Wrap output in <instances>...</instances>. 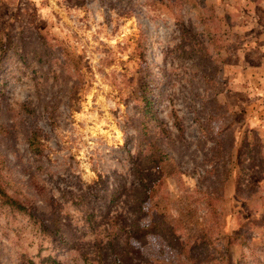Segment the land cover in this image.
Here are the masks:
<instances>
[{"label": "rangeland", "instance_id": "1", "mask_svg": "<svg viewBox=\"0 0 264 264\" xmlns=\"http://www.w3.org/2000/svg\"><path fill=\"white\" fill-rule=\"evenodd\" d=\"M0 183V264H264V0H0Z\"/></svg>", "mask_w": 264, "mask_h": 264}, {"label": "trees", "instance_id": "2", "mask_svg": "<svg viewBox=\"0 0 264 264\" xmlns=\"http://www.w3.org/2000/svg\"><path fill=\"white\" fill-rule=\"evenodd\" d=\"M146 105L141 109V113L138 118L137 123V134L139 139V150L143 146L151 147L152 145H155V133L153 132L152 127L158 126V119L155 117V112L152 108V101L151 99H146ZM175 126L179 132H181V126L179 122L177 121V116L175 115ZM164 131L168 132L167 128L164 129ZM156 146V145H155ZM28 148L31 152L34 154H40L42 152V149L40 147V141L37 138V135L35 132L32 133L30 138L28 139ZM158 148V147H157ZM159 158H155V161L157 162ZM146 186V184L144 183ZM0 199L4 204L9 206V208L12 211L27 213L30 217L33 216V213L28 211L26 204L22 201H20L16 196L9 194L1 185L0 183ZM136 208L138 210L143 209L142 204L138 203ZM159 233L167 234L172 239H175V235L171 229V226L162 222L160 223L156 229ZM125 244L128 245L127 238L125 239ZM124 249V248H123ZM113 254L112 262L114 264H124L122 260V252H116V250H113L111 252Z\"/></svg>", "mask_w": 264, "mask_h": 264}]
</instances>
